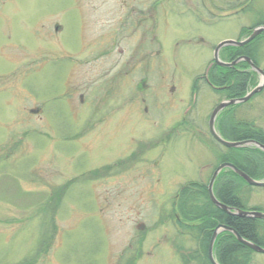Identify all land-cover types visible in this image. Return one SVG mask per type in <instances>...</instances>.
Instances as JSON below:
<instances>
[{"label":"rangeland","instance_id":"rangeland-1","mask_svg":"<svg viewBox=\"0 0 264 264\" xmlns=\"http://www.w3.org/2000/svg\"><path fill=\"white\" fill-rule=\"evenodd\" d=\"M122 1L0 0V264H187L199 249L176 203L222 162L208 121L226 95L195 80L218 42L264 23V0H166L161 54L143 44L139 66ZM254 49L264 69V34ZM233 117L264 132V88ZM241 192L264 211V187Z\"/></svg>","mask_w":264,"mask_h":264},{"label":"trees","instance_id":"trees-1","mask_svg":"<svg viewBox=\"0 0 264 264\" xmlns=\"http://www.w3.org/2000/svg\"><path fill=\"white\" fill-rule=\"evenodd\" d=\"M257 37L250 44L239 47V55H248L258 64L255 58V49ZM233 50L228 47L223 51L226 58ZM249 51L252 54H249ZM234 59V58H233ZM231 60V59H230ZM239 71L236 68H224L222 83L218 80L217 66L214 65L211 70V83L215 86L223 84L227 86L224 94L228 98L241 97L245 94L246 88L250 83L251 76L249 65L242 62L239 65ZM234 108L225 110L219 116L221 119L218 128L221 135L229 140H256L264 144V132L253 123L246 120H236L233 117ZM185 121H183L184 124ZM210 136V135H209ZM211 140L215 142L212 138ZM216 143V142H215ZM218 145V144H217ZM225 151L222 162H232L241 170L253 178H260L264 174V152L256 147L224 148ZM91 173V172H90ZM95 176L99 173H94ZM245 184L244 179L231 170L220 173L216 179L214 190L217 198L227 206L246 209L243 196L241 195V186ZM64 191H62L63 193ZM61 193V194H62ZM61 194L57 196L61 199ZM51 200V199H50ZM57 202V200H56ZM176 212L178 219L176 223L184 230L186 235L196 237L200 246L196 255L186 257L188 259L198 260L199 264H211L208 258V247L210 239L219 224H225L235 229L243 238L253 241L257 244L264 242V220L247 216H238L229 214L223 209L217 207L209 198L207 185L200 182H189L182 187L178 194L176 203ZM263 226V228H262ZM262 234H261V233ZM216 256L220 264H250L254 251L241 243L235 235L228 231H222L215 242ZM203 254V255H202ZM35 257H32L34 259ZM31 259V260H32ZM30 260L26 263H30Z\"/></svg>","mask_w":264,"mask_h":264},{"label":"water","instance_id":"water-1","mask_svg":"<svg viewBox=\"0 0 264 264\" xmlns=\"http://www.w3.org/2000/svg\"><path fill=\"white\" fill-rule=\"evenodd\" d=\"M264 31V25L259 26L257 28H255L253 30V32L251 33V35L249 37H247L245 40L243 41H235V40H224L222 42H220L217 47L215 48V52H214V61L215 63L222 65V66H232L234 64H236L239 60H245L247 61L254 69H256L259 73H261L264 76V71L261 70L259 67H257L253 61L247 57V56H243L238 58L236 61L232 62V63H225L222 62L219 59V51L222 47L227 46V45H237V46H244L246 44H248L249 42H251L254 38H256L259 34H261ZM264 86V81L258 86L256 87L252 92H250L249 94H247L245 97L239 98V99H230V100H226V101H222L221 103H219L215 109L213 110L211 116H210V120H209V131L211 133V135L213 136V138L220 143L221 145L228 147V148H237V147H243V146H248V145H255L256 147L260 148L261 150L264 151V144L259 143L255 140H241V141H235V140H227L224 139L220 133L216 130L215 128V121L216 118L218 116V114L226 107L230 106V105H234L237 103H241V102H245L247 100H249L254 94H256L257 92L261 91L262 88ZM231 168L232 170H234L240 177H242L248 184L252 185V186H257V187H264V180H256L252 177H250L247 173H245L244 171H242L241 169H239L236 165H234L233 163L230 162H224L221 163L216 170L214 171V173L211 176V179L209 181V185H208V193H209V197L211 199V201L218 207H220L221 209H223L224 211H226L229 214H234V215H239V216H247V217H251V218H257V219H264V212L258 211V210H244V209H240V208H232L229 207L227 205H225L224 203H222L214 194V190H213V186H214V182L217 178V176L219 175V173L225 169V168ZM220 230H227L232 232L237 239L245 244L246 246H248L249 248H251L252 250L259 252V253H264V247L256 244L254 242H251L245 238H243L235 229H233L232 227H229L227 225L224 224H220L211 241H210V246H209V258L212 262V264H219L213 255V245H214V241L216 239L217 234L219 233Z\"/></svg>","mask_w":264,"mask_h":264},{"label":"flooded vegetation","instance_id":"flooded-vegetation-1","mask_svg":"<svg viewBox=\"0 0 264 264\" xmlns=\"http://www.w3.org/2000/svg\"><path fill=\"white\" fill-rule=\"evenodd\" d=\"M134 2H131V5L128 7V10H125V6L128 5V0H124L121 2V6L123 9V13H126V18L128 22H133L134 25L132 26L133 28V32L132 34L136 36V40L138 42L139 40V45L137 46V51L136 53L139 55L137 56V61L135 64L141 65L143 63H145V61H143L142 59L139 58L140 55L144 54L142 53L145 50L151 49V51H149V53H145L144 55L147 57L149 54L151 55H158L161 54V46L163 45L164 41L163 39L159 38V33L158 30L161 26V24H159V18H158V14L160 15V10H162L165 6V1L166 0H153V8L154 11L152 14H147V8L148 6H146L145 4H137V0H133ZM142 1V0H141ZM191 2L194 3L193 6L197 7L200 9V11H204V13L206 14V11L204 9H202V5H204L205 8V4H204V0H191ZM179 3V0H178ZM185 3L183 2L181 5H184ZM176 6V4H174ZM174 5H172V8L174 7ZM152 9V8H151ZM192 11L195 12V8H192ZM79 14V12H78ZM158 18V20H157ZM165 18V17H164ZM204 20H207V16L204 17ZM222 20V17L220 18V20L215 21V24H218L220 21ZM149 21V22H153L154 24L151 25V28L148 27L147 29H145L146 31H144V24ZM127 30V28H126ZM56 31L58 33H60V26H56ZM197 38L200 43L203 42L205 39L201 36L198 37H194ZM146 39H149V42L146 41ZM146 41V42H145ZM143 44L145 46V50L143 49ZM250 44V43H249ZM229 46H227L226 48H228ZM223 48L220 51V58L222 60H226V61H230L231 60H236L241 56H248V55H239L238 52V48L237 46H232L233 50L231 51V53L228 54V56L225 58L223 57ZM252 49L254 50V46L252 47ZM249 54H252L249 51ZM250 57V56H249ZM234 58V59H233ZM251 58V57H250ZM143 59H146L145 57ZM213 58L211 63L209 64V66L206 69V72L204 75H200L197 80H203L205 81V83H207L210 87H212L213 89L217 90V91H222V93L225 91V89L227 88V86L223 85V84H219L217 86L213 85L211 83V70L213 68ZM223 67L222 66H218L217 65V76L218 80L222 83V78H223ZM198 80V81H199ZM212 238V237H211ZM211 240V239H210ZM203 255V254H202ZM192 264V261L189 263Z\"/></svg>","mask_w":264,"mask_h":264},{"label":"bare ground","instance_id":"bare-ground-1","mask_svg":"<svg viewBox=\"0 0 264 264\" xmlns=\"http://www.w3.org/2000/svg\"><path fill=\"white\" fill-rule=\"evenodd\" d=\"M258 25L259 26H261L262 25V23H258ZM240 41H243L244 40V38L243 39H239ZM256 94H258V92L256 93ZM216 130L218 131V129L216 128ZM258 211H261V210H258ZM261 212H264V211H261ZM257 219V218H256ZM250 241V240H249ZM251 242H253V241H251ZM255 243V242H254ZM257 244V243H256ZM259 245H261V244H259Z\"/></svg>","mask_w":264,"mask_h":264}]
</instances>
